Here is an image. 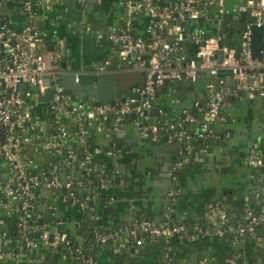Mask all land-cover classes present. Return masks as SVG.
I'll list each match as a JSON object with an SVG mask.
<instances>
[{
	"label": "built area",
	"instance_id": "2783aa9c",
	"mask_svg": "<svg viewBox=\"0 0 264 264\" xmlns=\"http://www.w3.org/2000/svg\"><path fill=\"white\" fill-rule=\"evenodd\" d=\"M52 2L0 0V165L9 170L0 187V212L5 220L0 233L8 241L7 248H0V264H36L27 256L39 244L74 252L76 255L70 260L62 255L69 264H89L92 257L88 253L81 256L82 238L75 239L66 226L70 216L61 215L60 204L76 208L87 222V231L93 225L89 233L93 243H110L114 253L130 246L136 249L143 244L144 236L164 242L194 237L183 221L157 222L145 217L131 218L123 235L104 229L91 203L95 201L93 192L97 183L103 184L105 179L99 170L100 163L92 158L93 149L88 147L89 135L83 124L95 132H117L122 119L134 112L133 122L139 125L142 135L151 141L164 135L167 141L179 144L176 167L189 162L196 150L205 152L208 144L202 145L200 141L217 140L229 134L228 130L219 133L213 124L218 119H229L224 108L232 99L264 96V0H236L235 4H228V0H168L160 4L155 0L123 1L131 11L128 25L110 29L107 38L122 62L120 68L142 70L144 81L113 103L100 104L73 100L58 78V64L47 63L46 57H53L44 51L48 32L38 22ZM210 6L218 12L213 21L208 19L213 24L212 31L202 26L185 27V19L204 18ZM248 9L250 17L243 21L241 31L227 26L229 20H238ZM140 11L147 15L144 26L147 37L134 34L129 26ZM224 14L230 17L223 24ZM254 26L262 27L260 56L253 55ZM55 55L60 57L58 52ZM111 65L106 58L88 71L105 72ZM224 68L231 72L219 74ZM45 74L50 76L52 98L45 108L37 109V98L48 87ZM205 75L203 93L195 92L186 105L176 95L173 100L177 107L168 115L159 100L158 88L169 81L171 84L163 91L173 88L186 92L192 86L189 82L195 84ZM151 108H156L157 114L145 113ZM66 117L79 125L73 131L76 147L68 142L70 129L60 121ZM257 147V141H253L245 155L247 164L258 174L251 192L256 201L239 204L242 206L239 217L231 219L228 210L232 206L227 205L223 196L215 205L217 223L213 231L232 241L249 237L259 245L264 242V152L259 153ZM91 174L96 178L92 179ZM180 191V185H173L166 194L173 199ZM197 262L215 264L207 255H200ZM154 264L189 263L166 258Z\"/></svg>",
	"mask_w": 264,
	"mask_h": 264
},
{
	"label": "crops",
	"instance_id": "0c3cea01",
	"mask_svg": "<svg viewBox=\"0 0 264 264\" xmlns=\"http://www.w3.org/2000/svg\"><path fill=\"white\" fill-rule=\"evenodd\" d=\"M123 1L125 0H96L90 7L85 9L78 3L67 0H53L50 7L39 18L43 22L41 28L45 29L48 34L54 33L51 41H47L44 47L45 52L53 55L51 58L46 57L47 63L50 66L59 65L62 55L60 54V57L57 58L55 55L58 52L56 47L49 50V45L52 42L64 39L66 66L69 70H91L104 59L109 58L112 65L108 68V71L113 73V78L116 81V96L121 97L123 93H131L133 88L143 83L144 72L139 69H121L122 62L107 38L110 29L122 28L128 25V16L130 17L131 11ZM234 1L236 2V0H228V4H235ZM141 15L142 13H135L136 17L132 18L129 24L131 28L140 31L144 29L146 19ZM20 22L21 20H19L18 25ZM205 78L206 75L202 77L203 80L201 79L202 84H198L199 89L205 82ZM198 80L196 83H198ZM176 95L180 96L181 103H186L185 92L174 91L173 88L170 91L166 89L159 96V100L164 104L168 115L171 114L170 111L177 107L176 102L173 100ZM194 97L195 93L190 101ZM239 100L238 98L232 99V103ZM190 101L186 104H189ZM252 106L253 104L250 103V107ZM256 106L259 107L258 98ZM228 107L224 108V111L229 114L230 119L231 112L227 109ZM132 118L129 114L122 119L120 130L116 132L117 136H123L120 140L113 137L114 131L108 134L95 131L90 133L87 142L89 149H93L92 158L94 160L100 164L103 161H106V163L108 161L107 164L110 165L109 153L115 151L116 148H119L121 152L129 146L131 142H129V137H136L140 130L139 125L133 122ZM244 123L247 125L246 128L240 126L236 129L238 138H242L249 133V124L245 121ZM213 126L217 130L214 124ZM132 128L135 129L134 133ZM254 128L256 127H252V130ZM225 130H228L229 134L224 133L225 136L223 135L222 139H218L219 144H215L214 140L206 143L208 144L207 150L211 145H218L223 155L228 156V161L227 159L218 161L215 155L212 157L205 154L207 150L205 152L196 150L191 155L189 162L183 166L182 175L185 177L195 175L198 180L192 181L186 177L182 183V195L174 199L173 204H170V198H167L164 194L165 189L156 180L154 182L151 180V184H147L139 176L133 175L127 180L124 177L118 183L111 184L116 189H114L116 198H109L104 204L97 206L102 219L100 223L106 229L116 230L121 235L126 233L131 218L145 217L154 219L157 222H186L194 237L187 240L164 242L162 239L144 236L142 245L136 247V249L130 246L131 248L128 247L129 249L119 253L112 251L110 243L101 245L95 243L92 248V260L89 264H154L163 262L166 258H170L176 263L187 259L189 264H195V262L190 263L188 261L190 255L187 256V254H192L189 248H193V252L198 251L197 260L200 255H207L211 262L215 264H264V242L258 245L249 237L232 241L227 236H219L213 231L217 223L215 205L226 193L229 194L234 204L256 201L251 192L258 174L247 164L245 157L238 158L232 152L228 144L233 143L236 147L239 141H230L229 137L234 133L233 129L226 128ZM217 131L220 133V130ZM231 132L233 133L231 134ZM256 137H253V141H257V151L262 153L264 152V135ZM132 141L135 142L134 139ZM95 148H99V150L97 151ZM165 149L164 155L166 157L170 156L172 148L166 147ZM167 149L169 150L167 151ZM210 157H212L211 160H209ZM234 158L239 159L240 163L248 169L243 165L236 169V166L233 165L234 162L233 164L229 163ZM217 162L220 166L216 165ZM118 166L122 170L123 167ZM213 166L216 169L223 170V172H229L228 170H230L232 175L227 182L226 180L225 183L211 181L213 173H211L210 167ZM160 167L163 168L161 162L158 166H154L155 169H160ZM235 170L237 172L234 173ZM8 171V168L0 165V187ZM206 177L209 178L206 179ZM169 204L171 206L170 211L167 208ZM58 207L61 215L69 216L68 213H63V210L69 212L68 206L60 204ZM77 217L75 230L78 238L76 239H81L87 232V228L81 227L84 220L80 212ZM4 222V215L0 212V232ZM7 245L8 241L4 240L0 233V248H7Z\"/></svg>",
	"mask_w": 264,
	"mask_h": 264
},
{
	"label": "water",
	"instance_id": "95a60500",
	"mask_svg": "<svg viewBox=\"0 0 264 264\" xmlns=\"http://www.w3.org/2000/svg\"><path fill=\"white\" fill-rule=\"evenodd\" d=\"M93 2H96V0H86L83 3H78L81 7H84L87 9L92 5ZM19 13H22V10L19 11ZM249 9L246 13L241 14L238 20H229L227 26L229 28H232L236 31H241L244 28V20L249 18ZM230 14H224V19L222 20V23H227V20L229 19ZM227 19V20H226ZM43 22L42 20H39V26L42 27ZM222 25V24H221ZM220 25V26H221ZM54 33H49L46 36L47 41H51V37H53ZM65 40H57L54 43L49 45V49H53L56 47L59 54L62 55V60L60 61L58 65V78L60 82L63 84L64 92L69 93L71 95V98L73 100H80L82 102H85L86 104H100L104 102H110L113 103L115 100L118 99V96H116L117 88H116V81L113 78V73L110 71L105 72H89L88 70H80V69H72L69 70L66 66V52H65ZM56 44V45H54ZM262 46V27L261 26H254L253 27V39H252V49H253V55L254 56H260V49ZM191 48L189 51V54L191 53ZM238 53V51H237ZM172 55V54H171ZM144 57H148V55H145ZM219 74L224 73H230L231 69L224 68L220 69ZM49 74L44 75L45 83L48 84V87L46 88L45 92L41 94L36 104L37 109H41L42 107L45 108L46 104L49 103V101L52 98L53 88L50 85L49 80ZM188 84L193 85L194 82H189ZM27 85V84H25ZM165 89V86L163 87ZM251 104L254 102V99L248 100ZM137 102L133 104L135 106ZM258 104L261 111L260 120L262 121L264 116L262 115V110L264 109V96H260L258 98ZM145 113H148L150 115L157 114L156 108H151L149 110H145ZM131 117H134V112L130 113ZM253 123L250 122L249 126H251ZM257 128L256 136H262L264 135V126H255ZM233 132H231L232 134ZM223 135H221L222 137ZM114 138H119V140L123 136H117L116 132L113 133ZM135 140L132 141V140ZM131 141V142H130ZM129 146H127L122 152H110L109 154V161L110 165H120V167H123L124 164L130 163L131 165H135L134 168L137 169L134 173L138 176L137 173H139V169L141 170V167L144 166V170L149 171V169H152V166H158L159 163H163L166 147L172 148L171 150V156H167L166 158H169L170 160L173 159L174 155L178 152L179 144L178 143H170L166 140V137L163 136L161 140L159 141H151L148 140L147 137H144L140 132L136 137H129ZM207 143H210L211 140H206ZM219 140H214L215 144H219ZM169 149H167L168 151ZM167 159V160H169ZM106 162V161H105ZM171 162V161H170ZM176 162V158L172 160V163ZM108 163V161H107ZM167 164V162H166ZM162 171V167L160 169L154 170V172H160ZM135 174H132L135 175ZM129 175L125 177L127 180ZM165 181V180H164ZM118 182V181H116ZM97 183V182H96ZM115 188L108 185V184H102L101 182L97 183V188L94 190V195H99L100 192L104 193V190H109V194L105 195V200L107 201L109 198H116L115 194ZM81 227L86 229L87 222L84 221L81 223ZM191 233V230H189ZM154 238V236H151ZM49 239L52 240V233H50ZM158 239V238H157ZM160 240V239H159ZM98 245H101L102 243L97 242ZM193 248H189L190 251H192V254H187L190 258L188 261L190 263L197 262V255L198 251L193 252ZM193 257V259H192ZM187 261V259H186Z\"/></svg>",
	"mask_w": 264,
	"mask_h": 264
},
{
	"label": "trees",
	"instance_id": "16d2710c",
	"mask_svg": "<svg viewBox=\"0 0 264 264\" xmlns=\"http://www.w3.org/2000/svg\"><path fill=\"white\" fill-rule=\"evenodd\" d=\"M163 1H168V0H155V3L157 4H160L161 2ZM140 14L142 13V17H147V15H145L144 13L145 12H139ZM218 12L214 9V7L210 6L207 14L204 16V18H198V19H195V20H189V19H185L183 21L184 25L186 28L188 29H191V28H197V27H204L207 31L208 30H211L213 29V25L212 23L210 24L209 20L213 19L214 16L217 14ZM136 16H134L135 18ZM209 19V20H208ZM213 21V20H212ZM131 31L136 34V35H142L144 37H147L148 35L144 32V29H142V31H140L139 29H135V28H131ZM169 84H171V82L167 81L166 83L163 84V86H160L158 88V92H159V95H161V92H163V87L164 86H169ZM197 84V83H195ZM194 84V85H195ZM195 87L192 85V86H189L187 90L189 89H194ZM200 90L201 94L203 93V90H204V83L202 85V87L199 89L197 88L196 92H198ZM182 105H186V103L182 104ZM61 123L63 124H66L67 127L70 129L71 131V134L69 135V138H68V142L71 143L73 146L76 147L77 145V142H76V139L74 138V133L73 131L74 130H77L79 128V125L76 124V123H73L71 122V120L69 119V117H66V118H62L60 119ZM59 121V122H60ZM83 126L85 127V129L88 131V135H91L90 133L94 132L93 128L92 127H89V126H85L83 124ZM200 144H206V141H200ZM24 149H28L27 147H25ZM32 153V152H31ZM91 178H96L95 174H91L90 175ZM92 187V183H89V187ZM87 187V186H86ZM93 188H95L93 186ZM91 188V190L93 189ZM105 192L104 193H101L99 195H95V201L91 203V207H92V210L94 212H96L98 215H99V209H98V205H102L106 202L105 200V195H108L109 194V190H104ZM225 202L227 203V205H231L232 208L228 210V213L229 215L231 216V219H235V218H238L239 217V214H240V210H241V205H245L247 202H242L241 205L239 204H234L233 201L230 199V196L229 194H225ZM54 202L57 201V198H54L53 199ZM109 208V207H108ZM99 221H102L101 219V216L99 215ZM186 223V222H184ZM99 224V222H97V225ZM96 225V226H97ZM91 228L93 229V225H90L89 228H88V231L85 232V234L83 235L82 237V249H81V256L82 255H85V254H89V255H92V248L90 247L91 244L93 246H95V243H93V241L91 240V238L89 237V233L91 232ZM104 229H106L104 227ZM75 245V243H74ZM65 254L66 257H67V260H70L72 257H74L76 254L73 252V253H70L68 250H66L65 248H58V246H51V245H43V244H39L38 247L34 248L33 250L29 251L28 252V258L36 261V264H69V262L66 260V259H63L62 258V255ZM79 254V255H80ZM42 257V259L40 258ZM22 264V263H21ZM195 264H198V262H196Z\"/></svg>",
	"mask_w": 264,
	"mask_h": 264
},
{
	"label": "rangeland",
	"instance_id": "374dc122",
	"mask_svg": "<svg viewBox=\"0 0 264 264\" xmlns=\"http://www.w3.org/2000/svg\"><path fill=\"white\" fill-rule=\"evenodd\" d=\"M7 13H9V11H7ZM201 79L202 78H199L198 83L195 85V88L193 89V91L192 90H187L185 92V96H186V99H187L186 100V103H188L190 101L191 97L194 95V93L196 92L197 88H199V85L202 84ZM231 103H230L231 106L229 105L230 107L227 108L231 112L230 119L227 120V121H221V120L218 119V120L215 121L214 125H215V128L217 130H220V132H223L226 128L227 129L228 128L229 129H233V132L234 133L232 134V136L229 137L230 138V141H232V140L239 141L241 143V146H239L238 149L241 150V152H242V151H244L246 149L247 141L250 140V139L251 140L253 139V135H252V133H247L246 135H244L245 137L243 136L242 138H238L237 137L238 136L237 135L238 133L236 132L237 131L236 129L237 128H240V126L245 127V128L247 127V125L244 123V121H245L244 117L247 114H250V115L252 114L253 115V120L252 121H255L256 120V117H257V115H256L257 114V106H256L257 99H255L254 102L252 103L253 104L252 107H250V102L248 101V99L245 96L241 97V99L238 102H235V103H232V104ZM231 117H234V119L231 120ZM251 126H253V124ZM249 129L255 135V133L252 130V128H249ZM132 130H133V133H134L135 132V129L132 128ZM137 134H138V132H137ZM228 146L230 147V149H232V152H234V154L236 155V157L240 158L241 152L239 153L237 151V149H236L237 147H235L233 145V143L228 144ZM205 154H208V155H210L212 157H213V155H215L218 161H220V160L221 161H225V159H227V157H228L227 155H223V153L219 149V146L218 145H211V146H209V149L206 151ZM212 157H210L209 160H211ZM227 161H228V159H227ZM233 162L235 164H233ZM229 163L230 164H233L234 166H236L235 167L236 169L240 168L243 165V164L240 163V160L239 159L237 160L236 158H234V160L231 159L229 161ZM217 164H218V166H220L219 162H217L216 165ZM244 167L247 168L246 166H244ZM210 168H211L210 169L211 173H213V175L211 176V181L214 180L215 183H217V182L218 183H221V182H224L225 180L227 182V180L229 179V177L232 175V173H230V170H228L229 172H227V171L226 172H223V170L216 169L214 166L213 167H210ZM141 171L142 172L144 171V166L141 167ZM235 172H237V170H235L234 173ZM208 178L209 177H206V179H208ZM200 179H201V176H200ZM147 183L148 184H151L150 181H147ZM71 210L68 208V211L69 212H67L66 210H63V213L66 212V213L69 214L70 219L66 222V225L70 229L71 233L75 236V239H76V238H78V234H77V232L75 230V223L77 221V218H78L77 217V214H79V212H78V210L76 208H73ZM77 240H79V239H77Z\"/></svg>",
	"mask_w": 264,
	"mask_h": 264
},
{
	"label": "flooded vegetation",
	"instance_id": "af4514ba",
	"mask_svg": "<svg viewBox=\"0 0 264 264\" xmlns=\"http://www.w3.org/2000/svg\"><path fill=\"white\" fill-rule=\"evenodd\" d=\"M20 10L18 9V12H19ZM17 12V13H18ZM18 15V14H17ZM164 90V89H163ZM189 90H192L193 91V89H189ZM255 100V99H254ZM257 117H256V120L255 121H252L253 120V115L251 114H247L245 117H244V119H245V122H247V124H249L250 122H252L253 123V126H249V128H252V127H254V126H256V125H258V126H264V118H263V120L261 121L260 120V116H261V111H260V108L259 107H257ZM262 115L264 116V109L262 110ZM254 133H255V135L253 134V132L252 131H250V129H249V133H252V135H253V137L255 138L256 137V131H257V128H254ZM164 135H162L161 136V138L163 137ZM144 137H147V136H145L144 135ZM148 138V137H147ZM161 138L159 139V140H161ZM220 139H222V138H220ZM219 139V140H220ZM148 140H150L149 138H148ZM159 140H157V141H159ZM153 142H155V141H153ZM253 142V139L251 140H248L247 141V144H246V149L244 150V151H242L241 152V150H239L238 148H239V146H241V143L239 142L238 144H237V151L240 153L241 152V154H240V157H245V155H246V153H247V150H248V148H249V146H250V144ZM114 151V150H113ZM113 151H111V152H113ZM115 151L117 152V153H119L120 152V149L119 148H116L115 149ZM122 152V151H121ZM238 153V154H239ZM174 155V157H173V159L174 158H176V161L178 160V158H179V156H180V154H179V152H177L176 154H173ZM171 156V155H170ZM167 159H169V158H165L164 159V161H163V168H162V171H160V172H154V170H156L155 168H154V166H152V169L150 170L149 169V171H146V170H144L143 172L139 169V173H137L138 174V176L141 178V180L144 182V183H147V181H150V183H151V180H152V182H154L155 180L157 181V183L158 184H160V185H162L163 186V188L165 189L164 190V194H166L167 193V191L171 188V187H173V185H180V187H181V191H182V183L185 181L184 179H186V177L187 178H190V180H192V181H194V180H198L197 178H195V175H192V176H184V175H182L183 174V171H182V168H183V166H185V164L182 166V167H176L175 165H174V163H172V160L173 159H169V160H167ZM171 161V162H170ZM166 162H167V164H166ZM188 163V162H187ZM186 163V164H187ZM100 166V173H101V176H103L104 177V179H105V182L103 183V184H108V185H110L111 186V184H116V183H118L122 178H124V177H126L127 176V174H131V175H129V177H128V179L129 178H131V177H133L132 176V174H135L134 172L135 171H137V169L136 168H134L135 167V165H131L130 163H128V164H124V166H123V168H122V170H121V168H118L119 166L118 165H108L106 162H104L103 161V163L101 162V164L99 165ZM136 175V174H135ZM165 180V181H164ZM116 181H118V182H116ZM148 184V183H147ZM180 191V193L178 194V195H176L173 199H171L170 198V203H172L173 204V201H174V199H176V198H178V196H181L182 195V192ZM166 196H167V194H166ZM167 198H169V197H167Z\"/></svg>",
	"mask_w": 264,
	"mask_h": 264
}]
</instances>
